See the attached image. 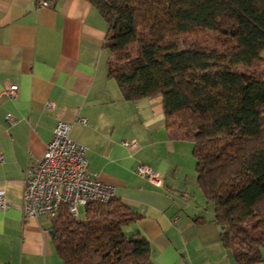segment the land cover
<instances>
[{"label":"crops","instance_id":"1","mask_svg":"<svg viewBox=\"0 0 264 264\" xmlns=\"http://www.w3.org/2000/svg\"><path fill=\"white\" fill-rule=\"evenodd\" d=\"M108 31L88 0H0V193L11 202L0 210V263L64 264L52 220L26 217L23 195L28 167L65 121L88 169L139 213L125 231L149 240L156 264H240L198 184L194 142L166 125L162 96L126 99L109 76ZM12 84L16 98L3 93ZM140 164L162 185L140 176Z\"/></svg>","mask_w":264,"mask_h":264},{"label":"trees","instance_id":"2","mask_svg":"<svg viewBox=\"0 0 264 264\" xmlns=\"http://www.w3.org/2000/svg\"><path fill=\"white\" fill-rule=\"evenodd\" d=\"M88 1L109 23V76L126 99L162 96L166 125L194 142L222 243L240 264L264 263V0ZM85 213L64 204L52 220L64 264H156L116 195Z\"/></svg>","mask_w":264,"mask_h":264},{"label":"built area","instance_id":"3","mask_svg":"<svg viewBox=\"0 0 264 264\" xmlns=\"http://www.w3.org/2000/svg\"><path fill=\"white\" fill-rule=\"evenodd\" d=\"M54 0H39L40 6H47ZM19 87L12 84L3 90L11 98L18 96ZM52 107V103H48ZM10 125L17 121L12 113L7 115ZM86 122V119H81ZM125 144L132 142L125 141ZM86 146L71 137V125L59 121L44 155L35 159L27 170L24 189L23 211L26 217L46 215L50 220L57 218L62 205L78 216L79 207L89 202H107L115 196L113 185L97 178L88 169L85 158ZM0 160L2 156L0 155ZM136 172L153 184L161 186L163 179L159 172L147 164H140ZM11 206L6 193H0V210Z\"/></svg>","mask_w":264,"mask_h":264},{"label":"rangeland","instance_id":"4","mask_svg":"<svg viewBox=\"0 0 264 264\" xmlns=\"http://www.w3.org/2000/svg\"><path fill=\"white\" fill-rule=\"evenodd\" d=\"M211 38H212V35H211V34H207L206 37H204V39H205L206 41H210ZM85 217H86L85 208H84L83 206H80V207H79V214H78L77 218H78L79 220H84Z\"/></svg>","mask_w":264,"mask_h":264},{"label":"water","instance_id":"5","mask_svg":"<svg viewBox=\"0 0 264 264\" xmlns=\"http://www.w3.org/2000/svg\"><path fill=\"white\" fill-rule=\"evenodd\" d=\"M51 233H52V234H54V231H53V230H51Z\"/></svg>","mask_w":264,"mask_h":264}]
</instances>
